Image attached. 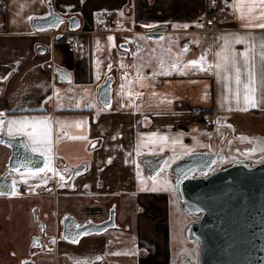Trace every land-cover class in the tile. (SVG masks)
<instances>
[{
	"label": "crops",
	"instance_id": "1",
	"mask_svg": "<svg viewBox=\"0 0 264 264\" xmlns=\"http://www.w3.org/2000/svg\"><path fill=\"white\" fill-rule=\"evenodd\" d=\"M205 1L0 0V123L7 135L24 136L51 168L44 176L38 169L12 170L14 193L0 194V201L6 195L19 200L33 194L48 178L81 162L85 170L74 187L60 190L93 201L99 194L108 199L136 195L139 161L145 155L167 153L169 165L195 150L225 153L223 166L237 159L252 164L263 160L264 28L256 25L264 24V5L259 0H218L227 12L214 30H205ZM49 2L63 16L76 15L80 27L71 29L64 23L57 30L35 29L33 18L47 14ZM157 25L168 28L148 63L141 58L150 44L145 39L159 37H149L146 31ZM67 31L78 32L77 51H68L59 36ZM201 51L208 64L201 61ZM172 53L180 59L175 61ZM233 60L240 69L239 85ZM191 61L200 63L192 66ZM108 77L111 105L106 107L98 89ZM245 85L255 89L250 93L255 107L244 100ZM204 111L214 117L209 127L201 119ZM13 120L44 122L36 132L50 126V144L34 145L17 131L20 125L10 124ZM26 131L33 128L27 126ZM93 141L97 144L91 146ZM9 155V147L0 143V172ZM57 158L68 165L58 166ZM47 190L36 189L34 194L56 195ZM153 195L145 191L136 198L152 208L149 202L157 198ZM162 215L157 211L151 219ZM147 222L140 213L135 223L139 238L149 237L144 235L149 231L150 238L162 239L155 227L151 233L153 225ZM92 237L96 246L84 241L89 239L85 236L77 247L88 255L101 246L97 251L104 254L105 234Z\"/></svg>",
	"mask_w": 264,
	"mask_h": 264
},
{
	"label": "water",
	"instance_id": "2",
	"mask_svg": "<svg viewBox=\"0 0 264 264\" xmlns=\"http://www.w3.org/2000/svg\"><path fill=\"white\" fill-rule=\"evenodd\" d=\"M68 23L71 29L80 27L76 15L63 16L49 2V11L33 18L38 30L58 29ZM165 29L157 25L146 35L157 38ZM111 80L108 77L99 87L103 105L111 104ZM0 143L9 147L5 170L0 173V194L14 192L13 179L8 173L17 169H41L46 157L31 149L22 135H7L0 128ZM167 155H145L141 158L145 172L157 173ZM225 153L195 150L171 164L172 181L182 207L197 218L184 228L189 239L197 240L196 260L181 257L177 264H264V159L250 163L237 159L233 163L212 169ZM112 214L103 221L89 220L79 224L71 214L64 216L63 233L77 241L87 233H101L114 226ZM24 264H36L28 260Z\"/></svg>",
	"mask_w": 264,
	"mask_h": 264
},
{
	"label": "rangeland",
	"instance_id": "3",
	"mask_svg": "<svg viewBox=\"0 0 264 264\" xmlns=\"http://www.w3.org/2000/svg\"><path fill=\"white\" fill-rule=\"evenodd\" d=\"M117 18L120 17L118 16ZM145 41L150 44L143 51L144 54H141V58L150 63L148 60L149 54L153 57L156 51H159L157 49L160 47V43L164 41V38L145 39ZM201 52V57H204V63H207L205 62L207 55L204 54V51ZM172 55L176 58L175 61L180 59L179 54L176 56V54L172 53ZM201 114L202 113H200V115ZM3 147L5 148L4 145ZM226 162L225 159H219L212 169ZM61 165H63L62 162ZM170 167L171 165H169L167 160L159 172L152 176H148L145 173L144 164L139 161L137 175L138 192L136 195L145 191L152 192L154 194L153 196L157 198H152L155 202L152 203L153 200L150 201V207H152L155 212H163L162 216L158 219L154 218V220L151 219L152 215H145V218L148 219L147 226L149 227V225L152 224L153 227L151 228V225L149 227L151 233L154 232L153 228L155 227L156 233H162L163 238H150L151 234L147 231L144 232V235L149 237L145 236L144 238L142 234L144 241L139 239L138 236L140 235L136 233L135 223L138 219V205L140 203L135 194L133 197H127V199L123 197L120 198V205L118 207L119 220L123 224L119 231L110 229L105 232L106 243L103 257L109 260H115L121 264H139V262L142 264H177L181 256L188 257L193 261L196 260L199 244L197 240L189 239L184 234L185 226L194 220V217L181 205V200L174 189ZM48 170L49 168L39 173L41 176H44ZM41 189H44V187H41ZM34 192H36V190ZM6 196V198H2L0 201V264L3 262L1 258L4 259V264L7 260V256L11 257V254L14 252L11 249L17 250L19 253H25L28 249L31 235L37 228V222L35 221L33 212L37 206L40 207L39 212L42 219L45 221L50 220L48 213H46L47 210L51 211L54 215L61 214L64 210H70L77 218L89 216L97 219L101 216L98 213L93 215L90 211H87L88 204L86 199L81 200L77 205H73V203L76 204V202H72L74 197L67 196L66 194L60 193L55 196L49 195L43 197L28 193L19 200L10 198V195ZM161 196L165 198L161 199ZM87 237H89V239H84V241H87L90 245L95 243V239L92 236L87 235ZM101 239L102 238H100V241ZM138 246H148L150 248L143 251L142 249H137ZM76 247L77 245L74 246V248ZM86 256L89 258L92 257L90 254ZM73 257L78 256L75 254ZM56 258L62 261L66 257L59 253Z\"/></svg>",
	"mask_w": 264,
	"mask_h": 264
},
{
	"label": "flooded vegetation",
	"instance_id": "4",
	"mask_svg": "<svg viewBox=\"0 0 264 264\" xmlns=\"http://www.w3.org/2000/svg\"><path fill=\"white\" fill-rule=\"evenodd\" d=\"M215 3H219L218 0H206L205 4H204V9H205L204 13L210 8V6L212 4H215ZM226 11H227V9H226ZM163 26H165L164 30H166L168 28L167 25H163ZM164 30H162V34H163ZM162 34L159 36V38L162 36ZM0 128H2L1 123H0ZM95 144H97V141H93L91 143V146H94ZM160 154H163V153H160ZM165 154L167 155V153H165ZM167 158H168V155H167ZM167 158H166L165 162L167 161ZM56 162H57V164H59L58 166H62L61 162L65 165H68L65 161L61 160L60 158H57ZM58 166L56 167V169H63L61 167L58 168ZM85 166L86 165L83 162H81L77 165H68V169H66L67 172H64L61 175L55 174L54 177L48 178V180H47L48 183L46 182V184L43 187L48 189L46 192H50V191L53 192L54 191V193L58 194V195L60 193L64 194L63 191H61V190L67 189V188L69 189V186L71 188L74 187L73 182H74L75 178L81 172H83L85 170ZM44 167H43V169L47 170V168H50V165L45 163ZM5 168H6V165L0 173H2L5 170ZM10 173H11V171L8 173V175H10ZM146 174L148 176H152L148 173H146ZM36 189L38 191L41 190L40 187H36L35 190ZM33 195H36V194H34V192H33ZM37 195L41 196L42 193H37ZM72 195L74 198L76 197L75 199L73 198V200H72V202H76V204L73 203V205H77L79 202H81V200L86 199L87 204H88L87 211H90L93 215L95 213H98L101 216L97 219L94 217H89V216L84 217V218H77L70 210L69 211L64 210V211H62L61 214H55V215L51 211L47 210L46 213H48L50 220L45 221L42 219L41 214L39 212L40 207L37 206L33 210L34 218H35V221L37 222V228L35 229V231L31 235V239H30V243L28 245V249L26 250L25 253H19L17 250L11 249L14 252L11 254V257L7 256V258H6L7 260L5 261L4 264H24V262H26L28 260H33L36 264H81V262H86V264H121L115 260H109V259L103 257L104 254L97 251L101 246L98 248L97 247L92 248L95 251L89 253L90 255H92L91 258L87 257L85 252L81 251L78 247L74 248V246H76V245L78 246L81 243L82 238H84L87 235L97 236V235L105 234V232L110 230V229H113L115 231L120 230L123 223L119 220L118 207L120 205V198H123V195H117V196L115 195V198L108 199V198H105L104 195L99 194L98 198H92V199H94L93 201H89L88 197L85 198V196H80V194H78V193H74ZM72 195H71V197H72ZM77 196H79V197H77ZM132 197H133V195H132ZM79 198H83V199H79ZM134 201H135V199H134ZM102 209H103V211H102ZM149 209L147 207H145V205L140 203L138 205V214L143 213L145 215L154 216L156 214V212L153 211L154 209H152V208H149ZM67 214L73 215L78 220L79 224H83L89 220L103 221L105 219H108L113 214L115 223H114V226L108 227L106 230H104L101 233H87V234L82 235L77 241L73 242V241H70L69 239H67L63 233L64 216ZM191 215H193V214H191ZM193 217L195 219V218H197V215H193ZM140 240L144 241V239H140ZM92 245L96 246L95 243H93ZM149 248L150 247H148V246H145V247H142V246L139 247L138 246L137 249H142L144 251L146 249L148 250ZM59 253H61L66 258L62 261L58 260L56 258V256ZM75 254H77L78 257H73V255H75ZM181 257H185V256H181ZM1 259L4 262V259L3 258H1ZM3 262H2V264H3ZM139 264H142V263L139 262Z\"/></svg>",
	"mask_w": 264,
	"mask_h": 264
},
{
	"label": "snow or ice",
	"instance_id": "5",
	"mask_svg": "<svg viewBox=\"0 0 264 264\" xmlns=\"http://www.w3.org/2000/svg\"><path fill=\"white\" fill-rule=\"evenodd\" d=\"M260 4L261 5H264V0H259ZM261 16H264V11L261 12ZM241 18L243 19V13H241ZM257 27H261V28H264V24H259V25H256ZM235 42L237 43H241L242 40L240 38H236ZM262 47H264V45H262ZM218 56L220 55L219 53L217 54ZM246 56V54H244ZM204 60V57H201V61ZM225 60L227 61V57H225ZM198 63H200V61H191L190 64L192 66H195L197 65ZM233 63V66L235 67V61L233 60L232 61ZM211 67V65L209 66ZM217 68H220L221 65L218 63L216 65ZM201 70H204L203 68H201ZM235 72H236V83L237 85L240 84V69L239 67H235ZM249 82L250 84H254V74L251 72V70H249ZM245 95H244V100L247 104H250L251 106L255 107V101L252 97V95H250V93H254L255 89L254 87H249V85H245ZM231 91V89H230ZM239 96H240V91H239V87L237 88V91H236V97L237 99H239ZM246 110V109H245ZM41 123H44L42 121H16V120H13L10 122V124L12 126H15V125H20V127L17 129L18 132L20 133H23V134H26L29 136V138L32 140L33 144L34 145H37V144H50V133H51V128L50 126H47L45 125V128L43 129V132L38 134L36 132V128L39 124ZM27 126H31L33 128V131L31 132H27L26 131V127ZM8 132L9 134H11L13 132V128L12 127H9L8 129ZM162 139H166V138H162ZM241 139H244L243 137ZM37 148L33 147V151H36ZM50 150V149H49ZM262 151H264V148L261 149ZM44 169L41 168V169H38L37 171H43ZM49 171H51V168H49ZM81 264H86V262H81Z\"/></svg>",
	"mask_w": 264,
	"mask_h": 264
},
{
	"label": "built area",
	"instance_id": "6",
	"mask_svg": "<svg viewBox=\"0 0 264 264\" xmlns=\"http://www.w3.org/2000/svg\"><path fill=\"white\" fill-rule=\"evenodd\" d=\"M226 7L223 4L215 3L203 14L202 22L205 30H214L221 16L226 14ZM109 20V18H108ZM59 36L64 37L66 48L70 52L77 51L80 48V40L77 31H67L60 33ZM201 119L206 126H211L214 123V117L208 111L201 114Z\"/></svg>",
	"mask_w": 264,
	"mask_h": 264
}]
</instances>
